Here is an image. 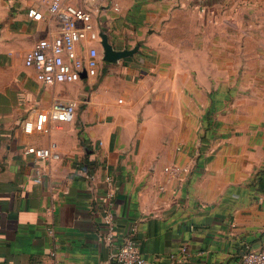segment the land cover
I'll list each match as a JSON object with an SVG mask.
<instances>
[{
	"label": "crops",
	"instance_id": "crops-1",
	"mask_svg": "<svg viewBox=\"0 0 264 264\" xmlns=\"http://www.w3.org/2000/svg\"><path fill=\"white\" fill-rule=\"evenodd\" d=\"M50 1L0 0V264H113L127 236L148 264H239L263 245L264 0H71L91 10L101 56L100 34L135 50L116 61L122 102L112 77L91 96L99 81L44 87L25 67L59 33ZM55 100L76 103L75 120L25 131ZM51 144L57 159L23 153Z\"/></svg>",
	"mask_w": 264,
	"mask_h": 264
},
{
	"label": "built area",
	"instance_id": "built-area-1",
	"mask_svg": "<svg viewBox=\"0 0 264 264\" xmlns=\"http://www.w3.org/2000/svg\"><path fill=\"white\" fill-rule=\"evenodd\" d=\"M37 1L41 2V0ZM103 1L105 0H89L96 4ZM168 1L175 3L174 0ZM48 11L58 22L59 33L57 36L38 40L24 56L25 67L33 70L36 82L44 87L72 84L82 80L99 81L100 65L103 60L98 46L94 43L95 40H99V35L94 29L91 10L72 3L71 0H51ZM26 15L35 21L43 18V13L34 6L27 8ZM118 102H122V99H118ZM76 112V103L55 100L46 111L37 113L33 123L26 122L24 130L29 132L35 129L39 132H47L45 124L48 121L70 123L75 120ZM54 149L55 144L47 148L27 146L23 153L36 159H57L59 156ZM163 171L177 178L188 173L189 169L172 164L164 167ZM106 181L110 185L111 180L107 178ZM108 196L111 197L110 193ZM104 220L109 225V231L104 239L106 242H111L114 224L110 212L105 213ZM49 233H52L51 230ZM110 260L113 264H148L131 236L122 240ZM239 264H264V243L257 249L244 246Z\"/></svg>",
	"mask_w": 264,
	"mask_h": 264
},
{
	"label": "rangeland",
	"instance_id": "rangeland-1",
	"mask_svg": "<svg viewBox=\"0 0 264 264\" xmlns=\"http://www.w3.org/2000/svg\"><path fill=\"white\" fill-rule=\"evenodd\" d=\"M171 40L173 41L174 37H171ZM183 43H186V42L184 41ZM104 64H105V66L102 69V73H103L102 80H99V82H97V83H87V85L85 83L86 92L88 94H90L91 96H94V94H96L97 86L104 80V78L106 76L110 77V78L112 77L109 85L111 86L110 89H112L113 92L115 90L121 91L123 89L121 86L124 85V88H125V84L128 83V78L125 77L126 73H124L123 69L118 67L119 65L116 62H114V63L105 62ZM165 78H166L165 79V85H163L164 92H166V94H169L171 92V90H170V85H169L168 82L172 78H171L170 74H166ZM184 84H186L185 80H184ZM116 86L119 87V89H117ZM186 87L187 86L184 85V87H183L184 91H186V92L188 91L189 92L190 91V86H188L187 89H186ZM102 93L106 94L107 91H103ZM115 93H116L115 94L116 95L115 96L116 99L121 98L122 96L125 95V94L123 95L122 92L118 93L117 91H115ZM170 103L172 105L173 102H170ZM120 106H121L120 107L121 110H120L119 116H121L124 119H128L131 115L129 113V110H128L127 106H125V105H120ZM158 107L162 108V109H164V108L168 109L167 105L166 106L165 105H163V106H161V105L159 106L158 105ZM171 109H172V107H171ZM135 151H137V148L135 149Z\"/></svg>",
	"mask_w": 264,
	"mask_h": 264
},
{
	"label": "water",
	"instance_id": "water-1",
	"mask_svg": "<svg viewBox=\"0 0 264 264\" xmlns=\"http://www.w3.org/2000/svg\"><path fill=\"white\" fill-rule=\"evenodd\" d=\"M101 46H102V60L104 62L114 63L120 59H124L128 56H131L135 50H122L118 51L113 49L112 45L108 43L107 37L103 34H100ZM84 78V75H82Z\"/></svg>",
	"mask_w": 264,
	"mask_h": 264
}]
</instances>
